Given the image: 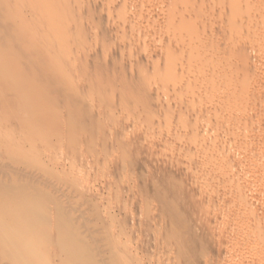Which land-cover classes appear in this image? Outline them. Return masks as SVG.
I'll use <instances>...</instances> for the list:
<instances>
[{"label": "rangeland", "instance_id": "rangeland-1", "mask_svg": "<svg viewBox=\"0 0 264 264\" xmlns=\"http://www.w3.org/2000/svg\"><path fill=\"white\" fill-rule=\"evenodd\" d=\"M48 1L0 0V66L7 72L10 71V73L18 75L23 72L27 79L37 80V94H42L43 102H45L42 103V106L29 108L31 111L26 109L23 112L20 103L21 95L11 88L7 89L6 86H2L0 165L4 164L6 167L4 168L6 176H1L4 178H2V182L5 185H10L11 178L31 172V177H28L35 181L37 187L45 188L50 185L48 189L54 192L62 205L70 206L71 204L73 207L81 205L80 209L82 210L88 208L85 203L89 201L91 204L98 205L100 209L115 213L116 208L119 207V201H125L129 208L128 217L131 216L126 219V223L129 225L128 227L131 226L130 228L133 227V229L137 227L138 230L132 234L133 237L132 235L124 237V242L132 249V252L130 251L132 254H137V258H141V261L137 262L138 264H148L152 260L151 263L155 264H165V262L167 264H264V124L262 123L264 122V118L262 119L264 117L262 116V114L264 115V36L261 35V31H264V19H260L257 23L260 24L258 27L255 23L258 20L253 22L255 19L252 18L258 11L261 13L255 14L258 16L257 19L260 18L259 14L264 17V5L263 8L260 5V3L264 4V0L250 1V5L254 3L253 8V5L250 7L249 4L248 8L244 7L245 3L237 4L236 8H234L235 6L230 7L226 4H229V0H179L181 1V4L178 1L179 6L172 0H75L67 4V7L74 11H72L73 15L67 17L66 22L68 23L66 24L61 17L56 18L50 13V11H54V5H51L54 0H50L52 10H50L51 6L48 5ZM184 2L187 6L184 5ZM238 5L239 8H237ZM181 6H186L185 9H189L191 12L194 9L196 12L197 20L192 16L194 11L192 13L186 11V14L190 13L187 17L191 16L189 18L191 21L194 18L193 23L188 20L190 23L186 24L187 22H185L186 25L184 23L176 25L177 28L180 27L181 31L182 29H186V32L191 30L190 33L196 29L193 34L197 33L196 36L194 35L197 42L191 38L194 42L189 45L195 46L196 44L198 48L211 44L215 49L218 46L219 49H216L214 57L220 58L219 62L222 64V66L219 64L220 68L215 67L214 64H211L212 61L207 59V63L205 62L200 68H194L195 70L191 68L193 71H187L194 72L193 74L199 72L196 77L199 79L201 75H205V70L210 72L217 69L218 72L220 71L219 76L221 75L219 78L223 77L221 78L222 82L218 80L219 78L215 79V82L210 79V82L205 78L207 75H203L205 79L200 77L198 83V79L195 80L196 83L192 80H184L185 83H190L189 86L192 83L194 86L187 87V91L184 89V92H179L181 93L179 95H196V98L192 100L190 99L191 95L186 96L187 99L185 96H181L183 98L181 99L177 93L173 94L172 91L168 92V94L172 93L169 96L165 90L162 91L161 83L157 81L158 85L155 82L156 78H161L164 75L163 72L158 74L156 71L162 60L160 52L168 46L175 47L176 43H178V47L184 44L179 38L174 42L175 44L168 42L170 38L174 37L172 35L178 32L176 26L171 31L167 30L169 16L182 10ZM251 8L256 12L255 10L250 11ZM237 11L240 13L238 14ZM249 12L252 16L249 15ZM229 13L238 14V20L245 13L247 17L244 16V18L246 17L247 22L251 23L252 21L253 24L249 26L245 20L240 19L243 21L242 24L246 23L248 26L238 22L237 24L241 27L237 26L238 28L231 31L227 24L228 21L226 23V20H223L225 16L228 17L227 20L230 19ZM59 24H63V26L60 27ZM227 25L230 34L228 31L226 33ZM251 25H255L257 28L253 26L254 29ZM244 26L248 30H244ZM260 26H263V30L260 29ZM242 28L243 30L240 31ZM243 55L247 56V60L249 58V61L245 59V63L249 64L247 68L243 61ZM232 59L234 65L228 64V61L230 63ZM236 60L244 65V69L237 70L238 72L232 67L236 65L242 68L241 64L237 65ZM50 61L54 68L58 67L63 70L58 81L61 84L59 91L54 86L49 87L51 82L48 81H51L52 74L49 69L47 70V62L49 65ZM38 69L40 70L38 71ZM200 69L205 73L202 74ZM230 69L240 79L234 76ZM32 70L35 72L32 73ZM29 73L30 75H28ZM231 73L235 78H231ZM233 78L240 84L236 85L237 81L234 82ZM203 80L207 82L202 83ZM233 86L237 90L236 93ZM216 87L219 88L216 94L226 89L223 93L225 96L228 95L226 96L228 101L222 102L226 98H222L223 100L219 98L223 97L221 92L220 95L214 94ZM57 92L60 93L57 94ZM61 92L72 95L62 96L64 93ZM238 92L240 93L238 96L241 97L240 100L238 98L239 102H236ZM212 94L224 103L223 106L220 102L221 105L217 104L218 110L220 106L223 109L219 113H217V108L213 107V104L216 105L218 100L216 98L213 100L216 96L213 97ZM231 94H234L235 99ZM12 96L14 97L12 98ZM207 98H210L208 102L212 106L204 101ZM242 98L246 102L245 105L241 103L244 102ZM69 100L77 103V110L81 111L79 114L73 113L70 109ZM188 100L192 102H186ZM203 101L213 108L211 110L208 107L211 112L207 109L208 105L206 106L208 112L203 111L204 109L200 106L198 108V105H201ZM204 102L201 106H205ZM231 102L234 105L238 103L237 107H240L235 106L233 109ZM218 105L220 106L218 107ZM34 108H39V111L53 109V119L48 116L38 118V115H34ZM40 108H44V110ZM229 108L231 110H228ZM195 109L198 111H196L197 115ZM224 109L228 110L227 112L235 111L227 113ZM201 112L206 113L201 115ZM220 113L227 116L223 115V117ZM254 113L256 117L260 116L257 118L262 123L261 126L256 125L259 122L254 119ZM17 115H21L24 119H28L29 116H31L30 120L37 119L34 120L35 124L41 126V129L36 135L39 138L36 141L38 142L42 138L41 136H43L42 139L50 137L49 143L41 145L40 142L37 144L35 141L34 145L24 130L26 128L21 127L20 120H16ZM211 115L214 116L213 119H211ZM218 115H220L218 119H215ZM205 116L210 117L211 120L209 118L206 120ZM32 117L33 119H31ZM202 119L203 122H208V124L205 122L204 127V131L206 127V130L209 128L208 132H202L200 129L205 124L201 123ZM210 124L214 125L213 127L216 126L218 132L221 133L222 130L220 137H223V140L226 138L227 141H225L229 148L233 143H236L234 140L241 143L243 139L242 143L238 145L239 148L236 147L235 153L232 148L237 144L232 145L233 157L230 158V161L227 158L226 161L229 164L227 162L224 168L221 167L222 169L213 162L215 158L210 159L213 163H209L205 157L203 159L198 154V145L200 147V143L202 144V141L198 140L200 143L196 141L198 138L207 133L209 140H215V137L212 139L211 136L215 129L210 127ZM223 130L227 135L225 138ZM196 132H199L200 137L198 135L194 141L192 138ZM228 135L231 136L228 137ZM235 136L240 139H235ZM245 138L246 141H244ZM206 140L205 142H207ZM222 141L220 138L219 147L226 149V152H231L229 148H223L224 141L223 143ZM247 141L253 145H247ZM242 145L247 151L243 150ZM195 147L197 148L195 149ZM241 150H243L242 153ZM224 159L226 158L224 157ZM211 169L213 170L210 171ZM43 173L47 174L45 176L46 184L43 180L40 182L37 180L44 178L42 177ZM156 185L160 188L165 187L175 194H172L173 205L176 209L174 211L186 221L191 234L194 233L196 244L194 243L193 248L184 242V237L181 234H174L166 247L164 244L165 233H160L156 238H154V231H151L153 235L150 233L149 237L146 233L139 234L140 237L137 235L141 229L152 224V217L147 216V211L154 209L157 212L158 209L159 211L161 209L160 203L157 202L158 192H156L159 187L156 188ZM111 189L122 192L120 197L114 194L111 197L108 192ZM5 191L8 193L9 188H5L1 194L3 195ZM6 192L5 194H7ZM130 199L133 201L130 202ZM167 218V215L161 214L157 220L165 221ZM105 220L109 221L104 216L103 218L99 216L96 219L99 224L105 223ZM96 221H93L94 225H96ZM115 226L116 228L121 227V223ZM122 226H125L124 223ZM114 228L110 230L111 233L107 231L105 234L106 231L100 230L98 227L95 228L93 240L99 242L98 245H95L100 247L101 253L95 254L92 251H86V253L92 254L91 264H101L104 259L106 261L108 253L105 252V249L111 247V244H116L117 240L120 241L119 238L115 240V237H118L119 228L115 230ZM51 234H57V231L51 230ZM138 239L141 242L147 241L148 243L149 241V246L146 248L152 250L149 251L150 259L147 258V253L143 254L141 248L137 246L136 240ZM180 253L181 255H179ZM2 257L0 255V264H5L6 259ZM14 262L18 261L14 260Z\"/></svg>", "mask_w": 264, "mask_h": 264}, {"label": "bare ground", "instance_id": "bare-ground-1", "mask_svg": "<svg viewBox=\"0 0 264 264\" xmlns=\"http://www.w3.org/2000/svg\"><path fill=\"white\" fill-rule=\"evenodd\" d=\"M71 1H75V0H54V1H52L53 2V4H52V2H51V5H54V11H50V10H52V6L50 5V0L48 1L49 3H48V5L49 6H51V9L49 10L50 11V13L51 14H53V16H55L56 18H59V17H61L65 22V24L66 23H68V22H66V20L71 16V14L73 13L72 11H74V10H70L68 7H67V4H69ZM173 1V3L175 2V4H178V1L179 0H172ZM199 1H201V0H199ZM228 1V0H227ZM250 1H252L253 2V0H229V4L228 3H226L227 4V6H230V7H232V6H235L234 8H236V6H237V4H240V3H242V5H243V3H245L244 4V7L246 6L247 8L249 7V5H250ZM261 1H263V0H261ZM105 2V1H104ZM177 2V3H176ZM180 3L179 4H181V1H179ZM187 2V1H186ZM251 2V3H252ZM259 2V1H258ZM264 2V1H263ZM107 3V2H106ZM183 3V2H182ZM102 4V3H101ZM179 4H178V6H179ZM194 4V3H193ZM249 4V5H248ZM106 5V4H105ZM183 5V4H182ZM184 5H186L185 4V2H184ZM188 5H189V3H188ZM196 5H198V4H196ZM253 5V6H252ZM260 5L262 6V8H263V5L264 4H262V3H260ZM187 6V5H186ZM185 6V7H186ZM252 6V8L254 7V3H252L251 5H250V7ZM48 7V6H47ZM46 7V8H47ZM98 7V6H97ZM185 7H183V6H181V8H183L182 10H180V11H176L175 12V14L172 16H169V23H168V25L169 26H167L168 28H167V30H169V31H171V30H173V28L177 25V26H179L180 24H182V23H184L185 24V22H187L186 24H188V23H190V22H188V20L189 21H191V19H189L190 17H187V15H189L190 13H192L193 11H194V9H193V11L191 12V10H186L185 9ZM189 7V6H188ZM240 6L238 5V7L237 8H239ZM190 8V7H189ZM250 9V11L251 10H255V9ZM48 9H49V7H48ZM48 9H44V10H48ZM180 9V8H179ZM191 9V8H190ZM232 10V9H231ZM247 10V9H246ZM48 11V12H49ZM186 11H188V12H190V13H188V14H186L187 12ZM228 11H230V9H228ZM244 11V10H243ZM247 11H249V10H247ZM76 12V11H75ZM85 12V11H84ZM238 12V11H237ZM244 12H246V11H244ZM255 12H256V10H255ZM261 13V11H258L257 13H255V14H258V13ZM196 12L194 11V15L192 14V16L195 18V14ZM240 12H238V14H239ZM247 13V12H246ZM254 13V12H253ZM237 14V15H238ZM244 14V16H246V14L245 13H243ZM243 14H241V15H243ZM251 13L249 12V15H250ZM254 14V17L252 16V14H251V16H252V18H254L255 20H253L252 18H250L249 17V19H252L253 20V22H255V21H257V22H255L256 23V25H258L257 23L260 21V19H264V17H262V14L260 15L259 14V19H257L258 18V16L257 15H255ZM264 14V13H263ZM73 15V14H72ZM231 15V16H230ZM237 15H235V14H232V13H229V16H230V19L229 20H227L228 19V17H226L225 16V18H223V20L225 19L226 20V23H227V21H228V23L227 24H229V27L231 28V31L234 29L235 30V28H238L239 27V25L237 24L238 22L240 23V24H242V22L245 20V22L250 26V24H253V22L251 21V23H250V21H249V23L247 22L248 20H246L247 18V16L244 18V16H242V17H240V19H243V21L241 20L240 21V19L238 20V18H239V16H237ZM248 15V14H247ZM248 15V16H249ZM257 16V17H256ZM63 17H65L66 19H64ZM68 17V18H67ZM194 18H192L193 20H194ZM227 18V19H226ZM196 19V18H195ZM262 19V20H263ZM62 20V21H63ZM192 20V21H193ZM197 20V19H196ZM191 21V22H192ZM264 21V20H263ZM194 22V21H193ZM192 22V23H193ZM62 23V22H61ZM242 24V25H247V24ZM261 23H263L262 21H261ZM185 24V25H186ZM264 24V23H263ZM60 25V24H59ZM247 25V26H248ZM260 25V24H259ZM259 25H258V27H259ZM63 26V24L62 25H60V27H62ZM177 26H176V28H177ZM238 26V27H237ZM255 27V25H251V27L252 28H254ZM182 27H183V25H182ZM228 27V25H227V29H226V33H227V31H228V34H230L229 33V28ZM241 27V26H240ZM239 27V28H240ZM243 27V26H242ZM263 26H260V29H262L263 30V28H262ZM87 28V27H86ZM175 28V29H176ZM180 28V27H179ZM179 28H177V30H178V32L175 34L174 33V35H172V37L173 38H170L169 39V43H174V42H176L177 41V39L179 38L181 41H183V45H181V46H179L178 47V43H176V45H174L175 47H166L165 49H163L160 53H161V58H162V60H161V63H159V67L157 68V73L159 74V73H161V72H163L164 73V75H162V77L160 78V77H158V78H156L155 79V82H156V84L159 82V83H161V85H160V87H161V89H162V91L163 90H165L166 91V93L168 94V92L169 91H172V93L173 94H175V93H177L178 95L179 94H181L182 92H184V89H186L185 91H187V87H191V86H194V84L192 83V85H190L189 86V84L190 83H185V81L184 80H192V82H195V80L196 79H198V78H196L197 76H198V73L197 72H195V74H193V73H189V72H191V71H193V70H195L194 68H200L203 64H205V62L207 61V59H209L208 61H212V63L211 64H214V66L216 67H219L220 65L219 64H221L219 61V59L217 58V56L216 57H214L215 56V54H216V52H217V50L219 49V47L217 46V50L214 48V45H208V46H201V47H196V44H195V46L193 47L192 45H189L190 43H192V42H194L195 40H196V38H195V36H196V34L197 33H195V34H193L194 32H196L195 30H193L194 32H192V33H190L191 32V30L189 31V32H186L185 30H183L182 29V31H181V29H179ZM245 28H247V27H245L244 26V30H248V29H245ZM255 28H257V27H255ZM254 28V29H255ZM193 29V28H192ZM254 29H251V30H254ZM260 29L258 28V30L260 31ZM180 30V31H179ZM198 30V29H197ZM233 30V31H234ZM236 30H239V29H236ZM243 30V28L240 30V31H242ZM230 31V32H231ZM239 31V32H240ZM256 31V30H255ZM236 33H237V31H235ZM235 32H234V34H235ZM233 33V32H232ZM231 33V34H232ZM261 35H262V37L264 36L263 35V33H264V31L262 32L261 31ZM192 34H193V36H192ZM192 37H191V36ZM195 35V36H194ZM236 35V34H235ZM166 36V35H165ZM191 38L194 40V41H192L191 40ZM198 38V37H197ZM213 39V38H212ZM1 40V39H0ZM214 40V39H213ZM163 41V40H162ZM195 42H197V40L195 41ZM212 42V41H211ZM217 42V41H216ZM67 44V43H66ZM175 44V43H174ZM182 44V43H181ZM263 44H264V39H263ZM49 45V44H48ZM163 45V44H162ZM170 45V44H169ZM40 46V45H39ZM172 46V45H171ZM197 46H198V44H197ZM160 49V48H159ZM216 50V51H215ZM40 54V53H39ZM33 56H35V55H33ZM32 56V57H33ZM39 57V56H38ZM58 57V56H57ZM244 57V58H243ZM243 59H241V58H239V59H241V60H243L244 61V63H245V59H246V57L247 56H244L243 55ZM28 58V57H27ZM35 58V57H34ZM37 59V58H36ZM59 59V58H58ZM234 59H236V58H234ZM1 60V59H0ZM44 60V59H43ZM238 60V59H237ZM236 60V61H237ZM228 61V60H227ZM227 61H226V63H227ZM235 61V62H236ZM246 61H249V58H248V60L246 59ZM6 62V61H5ZM28 62V61H27ZM42 62H44V61H42ZM214 62V63H213ZM234 61H233V59L232 60H230V63H229V61H228V64H230L231 65V63H232V65H234V63H233ZM39 63V62H38ZM207 63V62H206ZM226 63H225V65H226ZM237 63V65H240L241 63H239L238 61L236 62ZM239 63V64H238ZM248 63V62H247ZM250 63V62H249ZM20 64V63H19ZM28 64V63H27ZM31 64V63H30ZM29 64V65H30ZM50 64H51V61H50ZM50 64L48 65V62H47V70L49 69L50 70V72H51V74H52V76H51V81L49 80L48 82H51V85L49 86V87H51L52 88V86H54L56 89H58V91L60 90V87H59V85H61L58 81H59V79H60V77L62 76V72L61 71H63V70H61L60 68H58V67H53L52 66V64H51V67H49L50 66ZM227 64V65H228ZM34 65H35V63H34ZM245 65H246V68H247V66H249V64L247 65L246 63H245ZM6 66V65H5ZM15 66V65H14ZM63 66V65H62ZM61 66V67H62ZM221 66H222V64H221ZM220 66V67H221ZM229 66V65H228ZM236 66V65H235ZM232 66V67H234V69L236 70V72H238L239 70L241 71L242 69H244L243 67H244V65H242L241 64V66H242V68H240L239 66ZM2 66H0V97H1V95H2V86H6L7 87V89H9V88H11L12 90H15V91H17L21 96L20 97H22V99H21V101H20V103H21V106H19V107H21L22 109L21 110H23V112L24 111H26V109H28L29 110V108H33V107H36V106H42V103H45V102H43L44 101V99H42V97L43 96H41L39 93L37 94V91H36V88H38L37 87V80H32V79H27L24 75H23V72L22 73H20V75H18V74H13V72H11L10 73V71L9 72H7V71H5V70H2L3 68H1ZM4 67V66H3ZM28 67V66H27ZM219 67V68H220ZM229 67H231V66H229ZM231 67V69H233ZM237 67H239V68H237ZM25 68V67H24ZM34 68V67H33ZM38 68V67H37ZM191 68L193 69V70H191ZM44 69V68H43ZM196 69V70H197ZM230 69V72H233V71H235L234 69H233V71ZM18 70H20V69H18ZM22 70V69H21ZM20 70V71H21ZM37 70V69H36ZM40 69H38V71H39ZM42 70V69H41ZM189 70V72H187ZM191 70V71H190ZM238 70V71H237ZM12 71V70H11ZM27 71V70H26ZM37 71V72H38ZM45 71V70H44ZM155 71V72H156ZM197 71H199V70H197ZM200 71H202V74L203 73H205V75H207L205 78H206V80H208V81H210V79H212V80H214L213 82H215V79H218L220 76H219V72H218V70L217 69H213L212 71H210V72H208V71H206L205 70V72L203 71V70H201L200 69ZM29 72V71H28ZM32 73L33 72H35V71H31ZM235 72V73H236ZM19 73V72H18ZM26 73V72H25ZM197 73V74H196ZM27 74V73H26ZM28 75H30V73L28 74ZM204 75V74H203ZM203 75H201L200 76V74H199V76L202 78V79H205L204 78V76ZM209 75V76H208ZM231 75V78L232 77H234V76H236L235 74H234V72H233V75L234 76H232V73L230 74ZM40 76H41V74H40ZM203 76V77H202ZM31 77V76H30ZM38 77V76H37ZM200 77H199V79L197 80V83H198V81H200ZM237 78H238V75L236 76ZM41 78V77H40ZM63 78V77H62ZM221 78H223V77H221ZM221 78H219L218 80H221ZM229 78V77H228ZM235 78V77H234ZM233 78V79H234ZM46 79V78H45ZM201 79V80H202ZM238 79H240V78H238ZM218 80H216V81H218ZM236 79H234V82H236L235 81ZM158 81V82H157ZM184 81V82H183ZM41 82V81H40ZM188 82V81H187ZM205 83V82H207V81H205V80H203L202 81V83ZM211 82V81H210ZM212 82V83H213ZM221 82H222V80H221ZM159 83H158V85H159ZM196 83V82H195ZM218 83V82H217ZM46 84H47V82H46ZM200 85H201V82L199 83ZM198 84V85H199ZM209 84V83H208ZM219 84H220V82H219ZM218 84V85H219ZM240 84V83H239ZM238 84V81H237V84L236 85H239ZM41 85V84H40ZM48 85V84H47ZM197 85V84H196ZM206 85V84H205ZM220 85H222V84H220ZM229 85V84H228ZM40 87V86H39ZM48 87V88H49ZM222 87V86H221ZM65 88V87H64ZM188 88V89H189ZM192 88V87H191ZM208 88V87H207ZM212 88V87H211ZM229 88V87H228ZM233 88H234V86H233ZM232 88V89H233ZM259 88V87H258ZM5 89V88H4ZM152 89V88H151ZM217 89L219 90V88H217L216 87V91H215V93L214 94H216V92H217ZM231 89V88H230ZM235 90H234V92L236 93V88H234ZM260 89H261V87H260ZM263 89H264V86H263ZM40 90V89H39ZM158 90V89H157ZM160 90V89H159ZM210 90V89H209ZM221 90V89H220ZM225 90L226 89H223V91L225 92ZM228 90V92H230L229 91V89H227ZM239 90V89H238ZM262 90V89H261ZM7 91V90H6ZM63 91V90H62ZM164 91V92H165ZM182 91V92H181ZM207 91V90H206ZM212 91H213V89H212ZM212 91L210 92V94L212 93ZM223 91H220L221 92V96H223V97H219V98H221V100H223L222 98H226V96H228L227 94H226V96H225V94L223 93ZM264 91V90H263ZM39 92V91H38ZM76 92H77V90H76ZM179 92H181V93H179ZM205 92V91H204ZM219 92V91H218ZM219 92V93H220ZM9 93V92H8ZM13 93H15V92H13ZM31 93H34V94H31ZM58 93H60V92H57V94ZM61 93H64V92H61ZM172 93L170 92L169 94L170 95H172ZM206 93V92H205ZM219 93H217V94H219ZM31 94V95H30ZM70 94V93H69ZM67 95V93H64L62 96H66V97H68V96H71V95ZM168 94V95H169ZM176 94V95H177ZM208 94V93H207ZM216 94V95H217ZM224 94V95H223ZM228 94H230V93H228ZM238 94H240L239 92L237 93V96H238ZM6 95V94H5ZM4 95V96H5ZM8 95V94H7ZM16 95V94H15ZM169 95V96H170ZM177 95V96H178ZM191 94H188V96L187 97H189ZM216 95H214V96H216ZM220 95V94H219ZM236 95V94H235ZM165 96V95H164ZM169 96H167V97H169ZM180 96V98H181V96H185V95H179ZM185 96V97H186ZM192 96V98H190L191 100L193 99V98H196V95L194 96V95H191ZM212 96H213V94H212ZM213 96V97H214ZM225 96V97H224ZM231 96L233 97L234 96V94H231ZM236 96V97H237ZM14 96H12V98H13ZM16 97V96H15ZM61 97V96H60ZM187 97L185 98V99H187ZM208 97H210V96H208ZM232 97L230 98L231 100H232ZM240 97L241 96H238L237 98H236V102H239V100H240ZM121 98V97H120ZM211 98V97H210ZM210 98H207V100H205L204 99V101L206 102V103H209L210 104V106H212L211 105V103L210 102H208V99H209V101H210ZM217 99L218 101H216V105L215 104H213V107H215V108H217V104L220 102L219 101V98L216 96V97H214L213 98V100L214 99ZM238 98H239V100H238ZM0 99H2V98H0ZM47 99V98H46ZM56 99V98H55ZM181 99H183V98H181ZM180 99V100H181ZM212 99V98H211ZM215 99V100H216ZM233 99H235V96L233 97ZM243 99V101H244V98H242ZM5 100V99H4ZM17 100V99H16ZM62 100V99H61ZM126 100V99H125ZM168 100V99H167ZM191 100H188V101H186V102H192ZM202 100V99H201ZM212 100V101H213ZM225 101H222V102H226V100L228 101V99L226 98V99H224ZM231 100H229V101H231ZM18 101H19V99H18ZM47 101V100H46ZM51 101V100H50ZM73 101V100H72ZM179 101V100H178ZM183 102H185L184 100H182ZM199 101V100H198ZM203 101V102H204ZM211 101V102H212ZM233 101H235V100H233ZM14 102V101H13ZM53 102V101H52ZM55 102V101H54ZM163 102V101H162ZM181 102V101H180ZM203 102H201V105L203 104ZM204 102V103H205ZM214 103H215V101H213ZM212 102V103H213ZM222 102H220V103H222ZM241 102V101H240ZM47 103V102H46ZM81 103H83V102H81ZM152 103V102H151ZM194 103H196V102H194ZM198 103H200V102H198ZM205 103V106H201L200 104L198 105V108H200V107H202L204 110L203 111H205L206 110V106L208 105V104H206ZM219 103V104H220ZM224 103H222V105L221 106H223V104ZM241 103H246L245 101L244 102H241ZM52 104V103H51ZM64 104H66V103H64ZM77 103H74V102H71L70 100H69V105H70V109H72V111H73V113H75V114H79L81 111H79V110H77V105H76ZM125 104V103H124ZM230 104H233L232 105V107H234L233 109H235V106L237 107V105H238V103H237V105H234V103L233 102H231ZM242 104V105H243ZM47 105V104H46ZM85 105V104H84ZM136 105V104H135ZM172 105V104H171ZM183 105V104H182ZM188 105V104H187ZM215 105V106H214ZM220 105H218V107L220 106ZM245 105V104H244ZM48 106V105H47ZM178 106V105H177ZM195 106V105H194ZM200 106V107H199ZM209 105L207 106V109H208V107L209 108H211V110L213 109L212 107H210ZM220 106V109L218 110V108H217V113H219V111L220 110H223V109H221L222 107ZM84 107V106H83ZM87 107V106H86ZM151 107V106H150ZM175 107H176V105H175ZM174 107V108H175ZM189 107V106H188ZM191 107V106H190ZM189 107V108H190ZM205 107V108H204ZM232 107H230V108H232ZM240 107V106H239ZM239 107H237V108H239ZM16 108V107H15ZM173 108V107H172ZM214 108V109H215ZM228 109V110H231V109ZM40 109H43L44 110V108H40ZM159 109V108H158ZM178 109V108H177ZM82 110V109H81ZM179 110V109H178ZM200 110H202V109H200ZM208 110H210V109H208ZM211 110H210V112H211ZM225 111H226V109H224ZM227 110V111H228ZM29 111H31V109L29 110ZM53 109H51V108H49V109H46V110H44V111H39V108L38 109H36V108H34V115L35 116H37L38 115V118H41V117H43V116H48L50 119H53ZM174 111V110H173ZM196 111H197V109H195V114L197 115V113H196ZM207 111V110H206ZM216 111H212V112H216ZM226 111V112H227ZM233 111H235V110H232V112ZM18 112V111H17ZM86 112V111H85ZM198 112V111H197ZM200 112V111H199ZM208 112V111H207ZM230 112V111H229ZM229 112H227V113H229ZM232 112H230V113H232ZM16 113V112H15ZM33 113V112H32ZM83 113V112H82ZM131 113V112H130ZM202 113H206V112H201V115H202ZM216 113V114H217ZM221 113H222V111H221ZM220 113V114H221ZM225 113V112H224ZM263 113H264V111H263ZM18 114V113H17ZM20 114V113H19ZM30 115H31V113H29ZM74 114V115H75ZM191 114V113H190ZM253 114V113H252ZM260 114H262V113H260ZM260 114H258V115H260ZM59 115V114H58ZM85 115V114H84ZM212 115H214V113H212ZM212 115H211V119H213V117H212ZM223 115H226V114H223ZM222 114H221V116H223ZM229 115H231V114H229ZM250 115V114H249ZM56 116V115H55ZM80 116V115H79ZM220 115H218V116H216L215 117V119H218V117H219ZM227 116V115H226ZM254 116H255V113H254ZM262 116H264L263 114H262ZM261 116V117H262ZM16 117V116H15ZM30 117L31 116H29V118L28 119H24V117H21V115L19 116V115H17V119L16 120H20V124L22 125L21 127H25L26 129H24L25 131H26V133H27V135L29 136V138H30V141L32 142V143H34V145H35V141L36 140H38L39 138H37V134H38V131L41 129V126H38L37 124H35V121L34 120H37V119H34V120H30ZM67 117V116H66ZM82 117V116H81ZM86 117V116H85ZM191 117V116H190ZM203 117V116H202ZM206 117V116H205ZM204 117V118H205ZM224 117V116H223ZM252 117V116H251ZM257 117H259L260 118V116H257ZM256 116H255V120L256 121H258V118H257ZM203 118V119H204ZM207 118H209V120H211L210 119V117H206V120H208ZM264 117H262V119H263ZM31 119H33V117L31 118ZM190 119V118H189ZM201 120L202 122V124L203 123H207L208 124V122L207 121H205V122H203L204 120ZM261 119V120H262ZM13 120V119H12ZM41 120H43V119H41ZM47 120H49V119H47ZM86 120V119H85ZM192 120H195V119H192ZM197 120V119H196ZM195 120V121H196ZM40 121V120H39ZM45 121V120H44ZM80 121V120H79ZM95 121V120H94ZM213 121V120H212ZM212 121H210V122H212ZM214 121H216V120H214ZM213 121V122H214ZM253 121V120H252ZM42 122V121H41ZM87 122V121H86ZM93 122V121H92ZM212 122V123H213ZM259 123H256V125L257 124H259L260 126L262 125V123L264 124V122H260V121H258ZM38 123H40V122H38ZM44 123V125H45V122H43ZM50 123V122H49ZM191 123V122H190ZM193 123H194V121H193ZM192 123V124H193ZM200 123V124H201ZM206 123L205 124H203V126H202V124H201V126L203 127H201L200 129H202V132L204 131V127H205V125H206ZM261 123V124H260ZM19 124V125H20ZM97 124V123H96ZM162 124V123H161ZM43 125V126H44ZM56 125V124H55ZM54 125V126H55ZM211 125V124H210ZM6 126V125H5ZM42 126V127H43ZM183 126V125H182ZM181 126V127H182ZM185 126V125H184ZM183 126V127H184ZM214 125H211L210 127H212V128H214L216 131L218 130L217 129V127L215 126V127H213ZM95 127V126H94ZM180 127V128H181ZM264 127V126H263ZM186 128V127H185ZM95 129V128H94ZM187 129V128H186ZM206 129H207V127H206ZM205 129V131L204 132H208V130H209V128H208V130H206ZM214 129H212V130H214ZM221 129H224V128H221ZM220 129V130H221ZM262 129V128H261ZM24 130H23V132H24ZM213 131V133H211V134H213V135H211L212 136V139L215 137V140H216V142H215V140L213 141H211V139L209 140L208 138H209V136H208V138H207V133H205L204 135L206 136V138H207V140H206V138H205V136H202V134H201V136L202 137H200V134H199V132H196V134H195V136H194V134H193V138L192 139H194V141L197 139V137H198V135H199V137L200 138H198L196 141H202V144H203V146H201L202 144L200 143V147H199V145H198V154L200 155V157L202 156L203 157V159H204V157H205V159H207L208 161H209V163L210 162H212V160H213V158H215L214 160H213V162L214 163H216L217 165H218V168H224L225 166H226V164H227V162L228 161H226L227 160V158H228V160L230 161V158L231 157H233L232 155H233V150H231V148H232V145L233 144H237V146H235V147H233L232 149H234V153H235V149H236V147H238L239 148V146L238 145H240L241 143H242V141H243V139H242V141H241V143H240V141L239 142H237V140H234L236 143H233L230 147L231 148H229V145L227 144V140H226V136L227 135H225V131L223 130V136H224V138H225V140H223V137H220V136H222V130H221V133L220 132H216V131ZM49 132V131H48ZM186 132V131H185ZM192 132V131H191ZM202 132H200V133H202ZM214 132H216V135H214ZM259 132V131H258ZM257 132V133H258ZM25 133V134H26ZM84 133V132H83ZM219 133H220V135H219ZM260 133H261V131H260ZM68 134V133H67ZM76 134V133H75ZM74 134V135H75ZM227 134V133H226ZM45 135V134H44ZM51 135V134H50ZM187 135V134H186ZM262 135V134H261ZM39 136V135H38ZM48 136V135H47ZM216 136H217V138H216ZM221 138V141L223 140L224 141V143L226 142V147L224 146V143H223V141H222V145H223V148H229L230 149V151L231 152H226L227 150L226 149H222V148H220L219 147V145L221 144L220 142H219V137ZM231 136V135H230ZM229 135H228V137H230ZM257 136H260V134L258 135L257 134ZM42 138H43V136H41ZM59 137V136H58ZM189 137V136H188ZM192 137V136H191ZM227 137V138H228ZM233 138H234V136H232ZM248 137V136H247ZM28 138V139H29ZM35 138H37V139H35ZM42 138H40V140L38 141V142H40V144L41 145H46L47 143H49V138L50 137H46L47 139H42ZM56 138V137H55ZM205 138V139H204ZM219 138V139H218ZM255 138V137H254ZM74 139V138H73ZM188 139V138H187ZM217 139H218V141H217ZM235 139H240V138H238V137H236L235 136ZM252 139V138H251ZM17 140V139H16ZM72 140V139H71ZM191 140V139H190ZM205 140L208 142H205ZM229 140V139H228ZM256 140V139H255ZM180 141V140H179ZM187 141V140H186ZM210 141V142H209ZM244 141H246V138L244 139ZM256 141H258V140H256ZM37 142V141H36ZM38 142H37V144H38ZM214 142V143H213ZM218 142L220 143L219 145H218ZM187 143V142H186ZM211 145H210V144ZM217 143V144H216ZM240 143V144H239ZM247 145H253V144H250L251 142H248L247 141ZM259 143V142H258ZM207 144V145H206ZM257 144V143H256ZM87 146V145H86ZM243 146V145H242ZM6 147V146H5ZM4 147V148H5ZM48 147V146H47ZM60 147V146H59ZM82 147V146H81ZM247 147V146H246ZM7 148V147H6ZM52 148V147H51ZM70 148H72V147H70ZM197 147H195V149H196ZM242 148V147H241ZM245 148V146H243V150L244 151H247V150H245L244 149ZM259 149V148H258ZM9 150V149H8ZM50 150V149H49ZM225 150V151H224ZM238 150V149H237ZM243 150H241V153L243 152ZM43 151V150H42ZM27 155V154H26ZM234 155H236V154H234ZM240 155H242V154H240ZM247 155V154H246ZM44 156V155H43ZM98 156V155H97ZM221 156V157H220ZM248 156V155H247ZM127 157V156H126ZM194 157H195V155H194ZM224 157L226 158V159H224ZM13 158V157H12ZM196 158V157H195ZM251 158V157H250ZM127 160V158H124V160ZM200 159V158H199ZM210 159H212L211 161H210ZM40 160V159H39ZM207 160H206V162H207ZM233 160V159H232ZM254 160V159H253ZM200 162H202V161H200ZM204 162V161H203ZM212 162V163H213ZM236 162V161H235ZM238 162V161H237ZM130 163V162H129ZM205 163V162H204ZM234 163V162H233ZM216 164H214V165H216ZM228 164H229V162H228ZM235 164V163H234ZM245 164H247V163H245ZM7 165V164H6ZM211 165V164H210ZM29 166V165H28ZM33 166V165H32ZM253 166V165H252ZM201 167V166H200ZM206 169H207V167L206 166H204ZM211 167H212V165H211ZM4 168H6L5 167V165L3 164H1L0 165V194H1V192L3 191V190H5V188H9V192L7 193L6 191V193L7 194H5V192L3 193V195L1 194L0 195V255L1 256H3L5 259H6V261H4V263L5 264H91L92 263V254H88V253H86V251H92V252H94L95 254H97V253H99L100 252V247L99 246H97L98 245V243L99 242H95L93 239H94V235H95V232H96V229H97V227H98V229H102L103 231H106V232H104V234L105 233H107V231H108V233L110 232V230L111 229H113L114 227V230L115 229H118L119 228V230H118V237H115V240L116 239H120V241H116V244H111L110 246L111 247H107L105 250V252H107L108 253V256H107V258L106 257H104V258H106V261H104V263H102L101 262V264H138L137 262H140L141 261V258H137L138 257V255L137 254H132L131 252H132V249L131 248H129L128 247V245H127V243L126 242H124V237H127L128 235H132V234H135L134 232H135V230H138L137 229V227H136V229L134 228L133 229V227L132 228H130V227H128L129 225H127V223H126V219H128V218H130V217H128V207H127V205H126V202L125 201H119V207L118 208H116V211H115V213H112L111 211H107V210H103V209H100V207L98 206V205H96V204H91L89 201L88 202H86L85 204H87L88 205V208L86 209V210H82V209H80V207H81V205L80 206H72L71 204H70V206H64V205H62L61 204V201H60V199L58 198V197H56L55 195H54V192L52 191V190H49L48 189V186H50V185H47V186H45V188H39V187H37L36 185H35V181L33 180V179H31L30 177V173L31 172H29V174L27 173V175L26 174H23V175H21V174H19L20 176H18V177H16V178H11L10 179V182H11V184L10 185H5V183H3L2 181V178L3 177H1V176H3V175H5V172L6 171H4L5 169ZM204 168V169H205ZM221 168V169H222ZM25 169V168H24ZM215 169V168H214ZM8 170V169H7ZM19 170V169H18ZM17 170V171H18ZM201 170V169H200ZM213 169H211L210 171H212ZM13 171V170H12ZM23 171V170H22ZM55 171V170H54ZM221 171V170H220ZM219 171V172H220ZM223 171V170H222ZM46 172V171H45ZM215 172V171H214ZM13 173H14V171H13ZM19 173V172H18ZM18 173H17V175H18ZM37 173V172H36ZM35 173V174H36ZM40 173V172H39ZM92 173V172H91ZM200 173V172H199ZM7 174V173H6ZM33 175V174H32ZM37 175V174H36ZM47 174H44L43 173V176L42 177H44V178H40V179H37L39 182L40 181H42L43 180V182L46 184V176ZM117 175H118V173H117ZM6 176V175H5ZM16 176V175H15ZM28 176H30V177H28ZM39 176V175H38ZM211 178V177H210ZM4 179V178H3ZM12 181H13V183H12ZM37 181V182H38ZM124 181V180H123ZM38 182V183H39ZM143 184V183H142ZM38 185V184H37ZM153 185V184H152ZM160 185V184H159ZM210 185V184H209ZM106 186V185H105ZM112 187V186H111ZM133 187V186H132ZM156 188L157 187H159V188H155L156 189V192H158V196H157V202L158 203H160V205H161V209H160V211H159V209H158V211L156 212V211H154V209H150V210H148L147 211V216L149 215V217L151 216L152 217V221H151V225H149L147 228H144V229H141L140 227V231L137 233V235L140 237V235L139 234H142V233H146L147 234V236L151 233V231H154V238H156L160 233H165L166 234V238L164 239L165 240V242H164V244H165V247H166V245L168 246V241L170 240V238L171 237H173V235L174 234H181L183 237H184V242H187L186 244H188L189 245V247L190 248H193V246L196 244L195 243V235H194V233H193V235L191 234V232L189 231L190 229L188 228V226H187V223H186V221L182 218V217H180V215L176 212V211H174V209H175V207H174V203H173V195H175V194H173L172 192H170L169 190H167V189H165V187L163 188L162 186V188H163V190H162V188H160V186H155ZM54 189V188H53ZM117 189H118V187H117ZM154 189V190H155ZM241 189V188H240ZM120 190V189H119ZM143 190V189H142ZM166 190V191H165ZM245 190V189H244ZM54 191H55V189H54ZM58 191V190H57ZM79 191V190H78ZM81 191V190H80ZM170 193H169V192ZM110 194H111V197H112V195L114 194L115 196L116 195H118V197H120L119 195L122 193H120V191L118 192H116V190L115 191H112V189L111 190H109L108 191ZM143 192V191H142ZM155 192V191H154ZM155 192V193H156ZM246 192V191H245ZM153 194V193H152ZM173 194V195H172ZM135 195V194H134ZM79 196H81V195H79ZM83 196V195H82ZM141 196V195H140ZM215 196V195H214ZM226 196V195H225ZM155 197V196H154ZM148 198V197H147ZM174 198H175V196H174ZM113 199V198H112ZM134 199V198H133ZM92 200H94L93 198H92ZM142 200H143V198H142ZM153 200V199H152ZM130 202H132L133 200H129ZM146 201H147V199H146ZM134 202H135V200H134ZM79 203V202H78ZM73 204V203H72ZM77 204V203H76ZM82 204V203H81ZM208 204V203H207ZM159 205V204H158ZM130 206V205H129ZM141 206V205H140ZM143 206H144V204H143ZM85 207H87V206H85ZM146 207V206H145ZM114 208V209H115ZM151 208H153V207H151ZM158 208V207H157ZM132 209H133V207H132ZM176 210V209H175ZM145 211V210H144ZM136 213V212H135ZM161 214H165V215H167V220H165V221H159V220H157L158 219V216L159 215H161ZM131 215V214H130ZM99 216H102V218H103V216L105 217V218H108V222L106 223H101V224H99V223H97L98 221H96V219H98L99 218ZM137 216H138V214H137ZM95 218V219H94ZM101 218V217H100ZM137 218V217H136ZM139 218V217H138ZM143 218V217H142ZM141 218V219H142ZM132 219V218H131ZM146 219H148V218H146ZM96 221V225H94L93 224V221ZM130 220V219H129ZM139 220V219H138ZM144 220V219H143ZM150 220V219H149ZM136 221V220H135ZM145 221V220H144ZM148 221V220H147ZM129 222V221H128ZM138 222V221H137ZM121 223V227H118V228H116V226L115 225H117V224H120ZM124 223V227L122 226V224ZM132 223H133V221H132ZM142 223V222H141ZM140 223V224H141ZM128 224H131V223H128ZM132 225H134V224H132ZM119 226V225H118ZM143 226V225H142ZM141 226V227H142ZM122 227H123V230H122ZM134 227H135V225H134ZM96 228V229H95ZM54 229V230H53ZM56 229V230H55ZM51 230L52 231H57V234H54V235H52L53 234V232H52V234H51ZM117 231V230H116ZM115 232V231H114ZM111 233V232H110ZM113 233V232H112ZM123 235V237H121L122 235ZM152 234V233H151ZM150 234V235H151ZM121 235V236H120ZM144 235V234H143ZM153 235V234H152ZM108 236V235H107ZM106 236V237H107ZM177 236V235H176ZM111 237V236H110ZM132 237H133V235H132ZM144 237H146V236H144ZM149 237V236H148ZM197 237V236H196ZM151 238V237H150ZM149 238V239H150ZM99 239V238H98ZM104 239V238H103ZM106 239H108V238H106ZM140 239V238H139ZM136 240V244H137V246H139L140 248H141V252L143 253V254H145V252L147 253V255L146 256H148L147 258H149L150 259V256H151V254L149 253V249H147L146 248V246H149L148 244H149V241H148V243H147V241L146 242H141L140 240ZM153 239V238H152ZM197 239V238H196ZM97 240V239H96ZM110 240V239H109ZM182 240V239H181ZM162 241V240H161ZM195 243V244H194ZM95 244H97V245H95ZM156 244V243H155ZM154 244V245H155ZM151 245H153V244H151ZM158 245H159V243H158ZM157 245V246H158ZM170 245V244H169ZM103 246V245H102ZM101 246V247H102ZM108 246V245H107ZM171 246V245H170ZM106 247V246H105ZM139 247H138V249H139ZM150 248V247H149ZM154 248V247H153ZM161 249V248H160ZM169 249H171V248H169ZM189 249V248H188ZM201 249V248H200ZM113 250H116V251H113ZM157 250H159V249H157ZM156 250V251H157ZM162 250V249H161ZM173 250V249H172ZM190 250V249H189ZM192 250V249H191ZM113 251V252H112ZM131 251V252H130ZM140 251V250H139ZM152 251V250H151ZM150 251V252H151ZM164 251V250H163ZM104 252V251H103ZM167 252V251H166ZM169 252V251H168ZM194 252V251H193ZM101 253V252H100ZM99 253V254H100ZM159 253V252H158ZM174 253V252H173ZM182 253V252H181ZM181 253L179 254V255H181ZM106 254V253H105ZM104 256V255H103ZM154 256V255H153ZM190 256V255H189ZM2 257V258H3ZM97 257V256H96ZM155 257H157V256H155ZM171 257V256H170ZM164 258V257H163ZM4 259V260H5ZM102 259V258H101ZM14 260H16V261H18V262H14ZM99 261V260H98ZM153 261V260H152ZM152 261H149L148 262V264H155L154 262L153 263H151ZM167 261V260H166ZM183 261V260H182ZM180 262V261H179ZM156 263H158V262H156ZM160 264V263H159ZM165 264H167L166 262H165Z\"/></svg>", "mask_w": 264, "mask_h": 264}]
</instances>
